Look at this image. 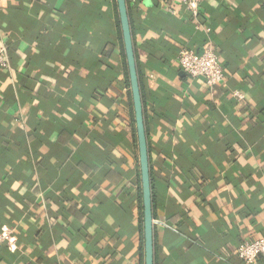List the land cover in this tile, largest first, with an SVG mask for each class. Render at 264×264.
I'll return each instance as SVG.
<instances>
[{"label":"crops","instance_id":"1","mask_svg":"<svg viewBox=\"0 0 264 264\" xmlns=\"http://www.w3.org/2000/svg\"><path fill=\"white\" fill-rule=\"evenodd\" d=\"M127 6L154 262L245 264L238 245L264 238V0H203L199 21L180 0ZM119 22L117 0H0V232L13 240L0 264H145ZM208 45L226 72L214 89L178 63L182 47Z\"/></svg>","mask_w":264,"mask_h":264},{"label":"built area","instance_id":"2","mask_svg":"<svg viewBox=\"0 0 264 264\" xmlns=\"http://www.w3.org/2000/svg\"><path fill=\"white\" fill-rule=\"evenodd\" d=\"M203 0H180L183 10L189 13L194 20L199 21ZM178 63L181 69L192 78H202L208 86L214 89L226 82V72L220 61L219 55L212 45H208L202 54L193 49L182 47L178 54ZM9 67L8 47L0 45V69ZM237 100L242 104L245 96L236 92ZM11 239V232L3 230L0 232V250L3 244ZM237 256L245 264H257L260 257L264 258V238L246 240L241 242L236 249Z\"/></svg>","mask_w":264,"mask_h":264},{"label":"water","instance_id":"3","mask_svg":"<svg viewBox=\"0 0 264 264\" xmlns=\"http://www.w3.org/2000/svg\"><path fill=\"white\" fill-rule=\"evenodd\" d=\"M118 11L121 22V29L124 41L125 55L128 64V71L133 95V104L136 118V129L140 152V166L143 189L144 204V238H145V264L154 262V216L151 173L149 163V151L147 133L144 120L143 100L140 89L137 62L133 45L131 25L129 20L127 0H117Z\"/></svg>","mask_w":264,"mask_h":264},{"label":"trees","instance_id":"4","mask_svg":"<svg viewBox=\"0 0 264 264\" xmlns=\"http://www.w3.org/2000/svg\"><path fill=\"white\" fill-rule=\"evenodd\" d=\"M120 23V22H119ZM121 39H122V42H123V48H124V41H123V36H122V33H121ZM124 52V58L126 59V55H125V49L123 50ZM126 67H127V65H126ZM127 70H128V67H127ZM153 203H154V205H153V208H155L156 207V200H153ZM142 219H144V214L142 213Z\"/></svg>","mask_w":264,"mask_h":264}]
</instances>
